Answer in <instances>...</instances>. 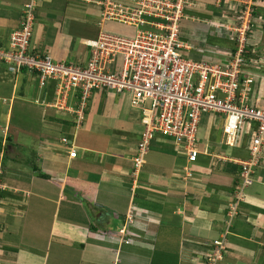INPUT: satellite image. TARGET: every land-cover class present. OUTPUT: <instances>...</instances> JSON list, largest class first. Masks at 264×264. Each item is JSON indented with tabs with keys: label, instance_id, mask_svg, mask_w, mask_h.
Here are the masks:
<instances>
[{
	"label": "crops",
	"instance_id": "0c3cea01",
	"mask_svg": "<svg viewBox=\"0 0 264 264\" xmlns=\"http://www.w3.org/2000/svg\"><path fill=\"white\" fill-rule=\"evenodd\" d=\"M26 1L0 0V47L7 48L11 32L19 27ZM99 1L38 0L31 50L48 54L54 61L85 66L89 51L83 43L96 39L102 28ZM190 1L194 8L213 10L212 21L221 15L215 6L233 4V0ZM255 6L253 28L261 33L264 0ZM66 13L71 17L63 16ZM103 29L129 34L127 27L111 22L104 23ZM202 36H196V43L190 45L195 49L204 41L203 50L202 46L192 49L190 55L203 57L204 50L223 51L210 49L209 44L220 45L212 39L201 41ZM30 78L35 79L27 72L12 78L7 102L4 92L9 83L5 87L0 80L5 89L0 92V112L7 111L9 118L16 104L19 116L11 146L5 143L8 137H1L8 149L0 153V183L13 196L0 202V264H204L208 244L224 231H228L227 253L217 264H264V145L253 182L244 190L236 215L230 217L227 207L239 181V166L218 161L217 156L246 160L248 143L245 138L234 148L225 146L224 140L214 143L209 133L214 126L223 137L218 118L206 116L200 123L198 136L202 130L205 138L199 140L204 141L209 155L200 154L195 163H188L171 140L155 137L135 176L132 157L143 127L128 96L94 92L83 123L76 127L71 114L35 103L40 94H34ZM262 78L250 98L251 104L261 107ZM69 104L74 105V100ZM23 110L27 128L20 121ZM7 120L0 121V128ZM21 132L32 140L28 159L36 170L30 164L28 169L21 167L15 159L4 162L7 151L17 154L24 150L18 142ZM227 141L231 143V138ZM71 149L75 158L68 156Z\"/></svg>",
	"mask_w": 264,
	"mask_h": 264
},
{
	"label": "built area",
	"instance_id": "2783aa9c",
	"mask_svg": "<svg viewBox=\"0 0 264 264\" xmlns=\"http://www.w3.org/2000/svg\"><path fill=\"white\" fill-rule=\"evenodd\" d=\"M37 1H26L19 27L11 32L7 48L0 47V64L15 77L21 70L33 74L39 90L52 82V101L47 103L39 96L37 102L71 114L76 127L84 121L93 92L128 96L129 106L141 115L143 127L132 157L135 176L156 136L171 140L185 153L188 163H195L200 154L209 155L206 145L202 153L198 149L202 144L198 136L200 123L204 116L218 118L224 145L235 147L244 138L248 143V158L233 160L240 170L228 204L229 216H235L244 190L253 182L264 145V107L250 102L257 84L254 75L255 68L260 67L258 60L247 61V51L241 44L234 54L219 51L221 56L214 57L215 62L184 56L193 49L181 37L180 27L187 18L186 11L193 8L190 0H100L97 4L102 28L96 39L84 42L89 49L86 65L54 61L50 55L35 54L30 49ZM250 1L242 10L251 12L255 0ZM108 22L127 27L129 34L105 31L103 24ZM240 25L238 33L242 37L248 28L245 21ZM70 99L74 105L69 104ZM228 138L231 143L226 142ZM62 142L68 144L66 138ZM68 156L75 158V150L71 149ZM217 160L230 159L217 156ZM1 190L4 186L0 183ZM214 244L206 264L221 259L222 239Z\"/></svg>",
	"mask_w": 264,
	"mask_h": 264
},
{
	"label": "rangeland",
	"instance_id": "374dc122",
	"mask_svg": "<svg viewBox=\"0 0 264 264\" xmlns=\"http://www.w3.org/2000/svg\"><path fill=\"white\" fill-rule=\"evenodd\" d=\"M242 1H243V3L237 2V0H233L232 1L233 4H231V6H226V7H222L221 3L218 4V6H215V9L218 10L215 12L221 13V15L218 16L213 21H212V19L210 20L207 17H205L204 15L200 16V15H202V13H209V14L214 15V11L211 9L207 8L205 10L202 7H197V8L193 7V8H191V10H187L186 15L188 18H186V20L183 19L181 21V24H180L181 37L184 38L185 42H189L192 44V43H196L194 40V39H197L196 36L199 37L202 34H203V36H202L203 38L201 41L208 40L207 37H209V39L211 40L213 38V36L220 38L219 35H220V33L223 34V32H224V37L228 38V36H226V33L228 31L230 32V29H231L233 32H230V33L236 32V33L232 34V36L234 35V37L239 40L238 41L239 43L237 42L234 45L239 46V44H241L244 47L245 52L248 51L249 53L252 54L251 56L248 57L247 61L251 60L250 62H252L253 60H255V58H257L258 61H256V62H258V64L260 66L264 65V31H262L261 33H256L254 31L255 28H253V27L257 23V21H256V18L252 16V13H253L252 9H251V12H250V10H249V12H246V8L242 10V7H244V6L246 7L248 5V3H251L252 1H250V0H242ZM234 2H237V3H234ZM224 4L227 5V3H224ZM212 7H214V5ZM67 13H69V12L67 11ZM67 13H66V15H63V14L62 15L71 17V15L70 14L67 15ZM35 15L36 14L34 13V16ZM191 18H193L196 21L195 24L193 22L194 20ZM244 21L246 22V27L248 28V30H246L244 35H242V37H241L240 34L238 33V31H240L242 29L240 24H242ZM89 23H92V21H89ZM97 24H98V21H97ZM240 37L242 38L241 42H240ZM232 39H230V40H232ZM227 41H229V40H227ZM200 44H201L200 46L206 45L204 41H203V43H200ZM222 44H223V46H226V48H221L222 47L221 45L217 46V47H213L210 44H209V46H210L209 48L210 49L220 48L223 50L228 48L226 41H225V45H224V43H222ZM200 46L195 47V49L193 48V51L198 50V48H200ZM201 48L203 50V46ZM30 49H31V47H30ZM88 51H89V49H88ZM204 51H205L204 56H206V57H204V56L199 57L198 55H190L189 53H187V55L185 53H183V54H184V56H187V58H189V59L200 60V58H201V59L206 60L207 62H215L217 60L214 59V57H220L221 56L220 53H215V54L211 53V50H204ZM207 54H210V55H207ZM0 67L3 68V70L8 73L6 65L0 64ZM262 68H263V71H261ZM262 68L261 67L255 68L256 73L254 76L256 77L257 81H259L262 77H264V74H263L264 73V67H262ZM0 70L2 71V69H0ZM3 79L5 82V84H4L5 87L8 85L7 83H9L8 89L4 92V97L6 98L5 101L7 102L8 101L7 99H9V97L11 95V94H9V96H7L8 95L7 91L9 90V87L11 86V84H13L12 82L14 79H12L11 75H10V77L5 75V77H3ZM30 80L33 81L32 82V84L34 85L33 87H34V89H36V87L38 85V81L36 79H33V78L32 79L30 78ZM262 85H264L263 82H262ZM1 89L5 90V89H3V87L0 86V92H1ZM262 90L263 89H260L258 96L262 99V101L260 100V103H263V107H264V94L262 93ZM254 91H255V89H254ZM37 93H39V92L37 91ZM252 98H253V96L251 97V100H252ZM38 99H39V96L37 98H35V103L43 105V103L37 102ZM256 106L261 107L259 105H256ZM6 112L7 111H1L0 112V121H4V120L8 119L5 123V127L0 128V136L2 138H6V137H9L10 139L12 137L15 138L16 133L12 129H14L13 128L14 126L16 127L17 120H19L18 119L19 116L17 115V110H16V104H15L13 110L11 112H9V113H11V115L9 114L10 115L9 118L6 117V114L8 115V112L7 113ZM24 112H26V111L23 110V117L20 116V121H22L23 126H25V128H27L28 127L27 123L29 121L27 122L28 117H27V114ZM130 112L132 113L134 111L131 110ZM203 119H205V116L203 117ZM35 121H36V118L33 119L34 123H35ZM32 125H33V123H32ZM202 125H204V122L202 123ZM201 128H202V126H201ZM200 131L201 132L199 133V138L201 140H203L202 138H205V132H203V134H202V130H200ZM209 133H211L210 134L211 140L214 143L216 142L217 145L219 143L223 142L224 136L222 137L220 135V129L218 127L214 126L212 128V131H210ZM29 138L30 137L26 133L21 132V134L18 137V142H21L24 145V147H23L24 150H22L21 153L19 152L17 154H15L14 151H8V153H6V155H7V158H9V159L5 158V161H4L5 164L12 162L10 159H15L17 161V164L20 163L21 167H23L25 169L29 168V166H27V165L31 164L30 163L31 160L28 159V151H29L30 143L32 142V140ZM156 138H159V136H156ZM227 140L228 139H226V142H228ZM220 147L222 149H227V147H225L224 145H222ZM7 149H8V147H7ZM167 149L168 148H166V150ZM198 149L200 151L204 150V141H202V144L198 145ZM229 162L236 164V161L233 162V160H229ZM11 165H12V163H11ZM233 192H234V189H233L232 193ZM227 209L229 210V206L227 207ZM227 220L229 222V220H230L229 217ZM20 243H22V240ZM224 247H225L224 248L225 252L227 253L226 241L224 242ZM206 253H207V251H206ZM206 256H207V254H206Z\"/></svg>",
	"mask_w": 264,
	"mask_h": 264
},
{
	"label": "trees",
	"instance_id": "16d2710c",
	"mask_svg": "<svg viewBox=\"0 0 264 264\" xmlns=\"http://www.w3.org/2000/svg\"><path fill=\"white\" fill-rule=\"evenodd\" d=\"M257 1L258 0H255V2L257 3ZM256 7L257 6H255V4L251 7L252 8V11H253V13H252V15H254L255 14V10H256ZM221 14V13H220ZM200 16H203V14L202 15H200ZM204 16H206L205 14H204ZM211 16L212 15H207V18L208 19H210L211 18ZM232 34L233 33H230V32H227L226 33V36H228V38H226V37H222V38H217V37H213L212 38V43L213 44H219V45H221L222 47L221 48H224L223 47V44L222 43H224V45H225V41L227 42V49H225V50H230L231 51V53L232 54H234V52L236 51V45H234L235 43H237V40L238 39H236L235 37H234V35L232 36ZM234 37V38H233ZM233 38V39H232ZM208 39V41L209 42H211L210 41V39L209 38H207ZM230 39H232V40H230ZM227 40H229V41H227ZM225 48H226V46H225ZM252 54L251 53H249L248 51H247V53L244 55V57H245V59L247 60L248 59V57L249 56H251ZM201 59V58H200ZM0 69H2V71L0 70V80L1 81H4V79H3V77H5V75L6 76H8V77H10V75L6 72V71H4L3 70V68H0ZM21 72H25L24 70H21ZM12 78H14L13 76H11ZM37 89H38V92H39V94H40V97H42V98H44V100H46L47 102H49V101H51L52 99H53V96H54V84L51 82V83H49V84H47V85H45L41 90H39V88H37L36 87V89H34V94L37 92ZM73 124H75V121L73 122ZM5 143H7V145L9 146H11V139L8 137L6 140H5ZM4 143V144H5ZM5 147H3V145H2V141H1V136H0V153H2V151L3 152H6V150H7V147L4 149ZM5 150V151H4ZM8 152V151H7ZM5 157L4 158H7V155L5 154L4 155ZM34 164H30V168H31V170H36L35 169V166H33ZM240 171V170H239ZM39 173V175L41 176V177H45V175H43V174H40V172H38ZM6 189L4 188V190H1L0 191V202H1V199H3L5 196H13V192L11 191V190H9V191H5Z\"/></svg>",
	"mask_w": 264,
	"mask_h": 264
},
{
	"label": "clouds",
	"instance_id": "9594fccd",
	"mask_svg": "<svg viewBox=\"0 0 264 264\" xmlns=\"http://www.w3.org/2000/svg\"><path fill=\"white\" fill-rule=\"evenodd\" d=\"M35 17V16H34ZM94 40V39H93ZM84 44V43H83ZM22 73V72H21ZM20 73V74H21ZM8 74H10L11 76H13V77H15L14 75H12L11 73H9L8 72ZM94 93V92H93ZM92 93V94H93ZM52 101V100H51ZM50 101V102H51ZM2 102V100L0 99V103ZM245 140H246V142H247V138H245ZM225 146H227V145H225ZM227 147H229V146H227ZM235 147H237V146H235ZM234 148V147H233ZM244 200V199H243ZM242 202V201H241ZM227 235H228V231L226 232V231H224L223 233H222V235L221 236H223L222 238H221V236L219 237V238H217V239H215V240H213L211 243H209L208 244V247H207V256H206V254L204 255L205 257H204V259H205V261H204V264H206V262H207V258H208V256H210L211 254H212V252H213V250H214V248H215V244H214V242L215 241H217V240H220V239H222V245H223V247H224V242L226 241V243H227ZM225 248V247H224ZM225 249H223V252H222V255H221V259L219 260V261H217L215 264H217L218 262H221L222 260H223V258H224V255H225Z\"/></svg>",
	"mask_w": 264,
	"mask_h": 264
}]
</instances>
